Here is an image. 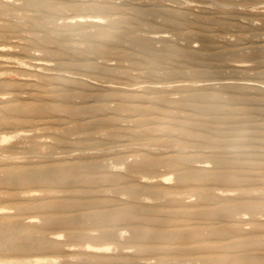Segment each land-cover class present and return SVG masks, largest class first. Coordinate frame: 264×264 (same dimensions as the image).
Returning a JSON list of instances; mask_svg holds the SVG:
<instances>
[{
	"label": "rangeland",
	"instance_id": "obj_1",
	"mask_svg": "<svg viewBox=\"0 0 264 264\" xmlns=\"http://www.w3.org/2000/svg\"><path fill=\"white\" fill-rule=\"evenodd\" d=\"M14 166L80 176L4 183ZM43 197L86 216L48 224L26 206ZM120 199L146 204L151 220L98 222ZM5 210L23 226L34 216L35 236L59 242L0 250V264H206L198 253L212 251L224 264H249L246 255L264 264V0H0ZM176 223L195 238L224 239L174 251L133 231ZM79 227L95 237H77Z\"/></svg>",
	"mask_w": 264,
	"mask_h": 264
},
{
	"label": "bare ground",
	"instance_id": "obj_2",
	"mask_svg": "<svg viewBox=\"0 0 264 264\" xmlns=\"http://www.w3.org/2000/svg\"><path fill=\"white\" fill-rule=\"evenodd\" d=\"M84 20H85L84 18H79V21H84ZM87 20L93 23H96V24H99L100 22H102V20H100L98 17L87 18ZM36 110L40 111L41 109L38 107V109L36 108ZM93 120H94L93 118H84L83 122L88 123V122H92ZM199 166H200V170H205L208 165L206 163H203V164H200ZM70 175L74 177L80 176L78 172H72L71 174H69L68 171H66L64 168L59 167V166L52 167V168L32 167L30 169L14 166V168L9 169L7 171V175L4 177L3 182L4 183H26V182L42 183V182H45L48 184L63 183L70 178L69 177ZM179 177L182 180L186 177V175H184L183 173V175L181 174ZM84 178H86L87 181H93V178H91L90 176H85ZM105 178L108 179L109 176H105ZM221 178H223L224 180H231L233 176L227 174V175H222ZM53 198L52 199H49L48 197L36 198L33 200V202H31V204H27L26 206L38 209L42 213L44 219L46 220L48 224L67 223V222H73L77 224L82 223V219L86 216V213L84 212H81V214L77 213L79 211V208L77 207L71 208L72 205L71 203H69V201L59 200L60 198L58 200H54ZM125 203L126 202L120 199L118 202H116V204H111L110 206H116V207L119 206V207L113 208L112 210L108 212H100L98 222L119 221V220H125L128 218L131 219V218H137V217L142 220H151L147 217L142 216L145 212H144V209L141 207L145 206L146 204L124 206ZM26 206L20 205L19 207L25 208ZM247 208L249 210H255L257 206L255 204H251V205H247ZM8 211L5 210V211L0 212V250L28 251L29 249L28 244L30 243L27 244V240H30V239H33V241L34 240L36 241L34 247L37 246L39 249L56 247L57 243L59 242L58 237H53L52 239L47 240L44 237L35 236L34 228H32L33 225L36 224L35 223L36 220L34 219V216H31V219L29 220L30 224L28 226H23L20 224L21 223L20 219L15 217L14 215H11ZM86 229L87 228L79 227L77 231H75V235L77 237H84V236L95 237L94 234L87 231ZM133 231H134V235L139 239H146L149 237L164 239L168 244L172 245V250L174 251L175 250L183 251V249L187 250L192 247H196V248L199 247L202 249L214 248L216 243L213 242L212 240H217V243H220V242L222 243L224 239V238H219V237H215L216 239H211V240L195 238L193 232H191L187 228H184L182 224H178V223L173 224L170 230L169 229L168 230H160V229L152 230V229L146 228V226L144 227L140 225V226H133ZM105 235H110L114 238L118 237V233L116 231H113L112 229H110L107 233H105ZM245 242L246 241L242 243L240 242L238 245L245 244ZM86 249L91 252L103 254L104 252H108L109 249H112V248L110 246L103 245V244H98V245L88 244ZM198 254L201 256L203 262L206 264H224L225 258L222 256H218L216 251H212L210 252V254H207V255L203 253H198ZM15 257H18V256H15ZM104 257L108 259V261H111L109 257L107 258L106 255H104ZM239 258L246 259L247 261H249L248 262L249 264H251L253 262V259H255V257L252 255H246L243 257H239ZM10 263H13V262H10ZM109 263L112 264L113 262H109ZM3 264H7V261H5V263Z\"/></svg>",
	"mask_w": 264,
	"mask_h": 264
}]
</instances>
